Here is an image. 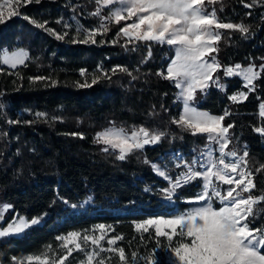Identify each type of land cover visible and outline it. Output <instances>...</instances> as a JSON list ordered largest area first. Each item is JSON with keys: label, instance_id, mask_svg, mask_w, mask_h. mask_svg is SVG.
<instances>
[{"label": "trees", "instance_id": "1", "mask_svg": "<svg viewBox=\"0 0 264 264\" xmlns=\"http://www.w3.org/2000/svg\"><path fill=\"white\" fill-rule=\"evenodd\" d=\"M249 4L252 7H246ZM206 5L209 11L215 7L219 22L243 24L249 31L213 25L221 39L215 44L217 51L208 57H215L220 67L212 72L206 88L196 89L193 106L225 116L222 124L232 125L228 135L249 153L247 169L254 173L253 194L258 196L264 191V169L255 170L264 165V136L255 129L264 127L259 114L264 70L254 90H248L238 76L225 77L223 70L253 61L264 65V0L254 4L253 0L207 4L206 0ZM98 7L95 0H18L15 14L0 22V56L17 49L28 53L25 63L16 68L0 62V204L10 206L0 230L16 218H40L22 234L0 241V264H28V256L44 252L47 246L53 249L52 258L66 255L57 237L93 233L101 224L109 238L120 237L115 245L124 248L127 264H132L133 252L138 259L154 248L157 260L169 257L164 251L168 239L157 237L153 228L138 230L136 222L181 214L203 190L201 178L177 189L173 199L178 209L172 211L161 192L169 181L152 166L175 179L185 170L183 164L200 157L209 144L207 134L193 135L173 123L180 117V89L157 73L166 76L174 48L117 35L128 21L117 25L114 20L108 23V31L101 29V34L93 36L96 43L80 42L99 28L101 16H108L109 6L102 8L101 16L93 15ZM32 20L47 23L40 28ZM65 33L64 39H57ZM36 76L45 79H30ZM217 78L228 82L225 90L212 84ZM241 91L247 93L245 100L230 99ZM113 125L129 132L145 127L166 136L120 160L119 149L108 146L105 152L106 145L95 142L98 132ZM197 168L202 170L199 164ZM253 211L250 227H264V201L254 205ZM178 239L174 237L173 244ZM84 258L82 251L74 250L64 264H79ZM100 258L105 264H125L118 252L105 251Z\"/></svg>", "mask_w": 264, "mask_h": 264}, {"label": "snow or ice", "instance_id": "2", "mask_svg": "<svg viewBox=\"0 0 264 264\" xmlns=\"http://www.w3.org/2000/svg\"><path fill=\"white\" fill-rule=\"evenodd\" d=\"M25 2H31V0H25ZM36 2L39 3V0ZM95 2L100 7L92 13L93 15L101 16V10L105 6H109V14L101 16L99 28L90 31L80 42L88 43L91 40L92 43H96L93 36L101 34V29L108 31V23L113 20L117 25L121 21L132 20L131 23H125L123 27H120L117 35L123 33L126 37L134 36L137 41H154L172 46L175 49V58L168 64L166 76L163 72L157 75L173 81L176 87L181 89L178 99L183 100L184 112L173 123L190 130L193 135L207 134V140L210 142L206 145V150L201 152L200 157L183 164L185 170L175 179L157 165H152L159 175L169 181V187L161 190L166 200L171 201L177 189L183 185L201 178L203 190L196 195L195 200L205 203L171 219L160 217L138 223L136 225L138 230L148 232L149 226H154L157 237L168 239L169 245L164 246V251L170 256H160L157 260L156 257L159 254L154 248L147 256L137 259V253L133 252L132 264H139L140 260H143L144 264H168L169 259L172 264H264V251H262L264 250V227H250L249 220L250 216H255L253 206L264 201V191L258 196L254 195L253 190L257 187L252 178L254 173L251 170H242V166L245 169L247 167L248 161L245 157L249 153L245 151L243 155H239L236 150L225 151L230 144L228 132L232 125L222 124L225 116H213L207 112L198 111L193 106L196 89L206 88L208 86L206 81L213 79L211 73L220 67L215 57L212 58V63L205 59L206 55L217 51L215 44L221 39L220 33L214 31L212 26L215 25L216 29H236L241 33H248L249 28L243 24L219 22L215 7L209 11L206 0H95ZM217 2L219 0H207V4ZM254 3L256 0H253ZM246 7H252V5L249 4ZM31 22L40 28L47 23L45 21L41 24L36 20ZM46 30L52 31V29ZM79 31L78 28L77 32ZM65 35L67 33L57 35V39H64ZM25 59H27V53L23 49L10 54L4 51L0 56V62L12 68L18 64H24ZM235 67L240 69L241 66L237 64ZM260 67L264 70V65ZM120 70L127 72L125 68ZM112 71L115 72L116 69ZM128 74L131 75L130 72ZM226 74L232 75L233 69L227 68ZM242 74L247 85H253V80L257 76L253 67L244 69ZM30 79L43 80L45 77L36 76ZM96 82V79H93L92 83ZM246 97L247 93H239L231 96L230 99L238 101ZM259 114L264 117V103L260 104ZM36 115L46 116V113H36ZM225 115L228 113L225 112ZM9 122L19 123V121ZM26 122L31 123V121ZM255 131L264 134V127L256 128ZM165 136L166 133L163 131H150L145 127L133 128L129 132L123 127L113 125L98 132L95 142L106 145L102 149L105 152L109 151L108 146L119 149L118 159L124 160L134 150L158 143ZM211 143L218 144V149H213ZM214 151L219 155L214 156ZM201 158L206 159L201 162ZM198 164L199 169L202 170H198ZM177 167L181 165L178 164ZM261 169H264V165L257 168L256 173H259ZM217 181L229 187L222 189ZM242 193L248 195L244 196ZM213 198H217L222 205L218 209L213 207ZM39 222L40 218L29 222L24 217H20L18 222L9 224L7 229L0 230V237L10 233H21L30 225H36ZM105 227L102 224L97 225V228L101 230L99 237L88 235L81 237L78 232H69L66 237H57V239L63 241L62 246L68 249V255H71L73 250L69 244H74L75 249L84 253L87 264H93L94 260L96 264H105L104 258L96 259L100 257L102 251L118 252L120 261L127 264L124 248L104 249L100 245V241L104 239ZM174 237L181 239L173 244ZM183 237L189 239L186 241ZM89 239L93 246L99 247V251L96 247L91 251L87 250L85 245ZM117 239L120 237L108 239L107 243L113 245ZM81 240L85 243H81ZM52 251V247L47 246L44 252L28 256L26 258L28 264H32L33 261L37 264H64L67 255L52 258L49 256ZM20 264H23V261ZM81 264L84 262L82 261Z\"/></svg>", "mask_w": 264, "mask_h": 264}, {"label": "rangeland", "instance_id": "3", "mask_svg": "<svg viewBox=\"0 0 264 264\" xmlns=\"http://www.w3.org/2000/svg\"><path fill=\"white\" fill-rule=\"evenodd\" d=\"M17 1L18 0H1L0 1V20H4V19H7L8 17H10V16H12L13 14V12L15 13V3H17ZM133 19H135V18H133ZM132 22V20H129L128 21V23H131ZM213 27V26H212ZM214 30V29H213ZM130 38V37H129ZM131 38H135L134 36L133 37H131ZM18 50H20V49H17V50H14V51H7L9 54L10 53H12V52H16V51H18ZM24 50V49H23ZM175 50V49H174ZM26 53H27V51L26 50H24ZM3 55V54H2ZM27 58H28V53H27ZM174 58H175V56H174ZM173 58V59H174ZM205 59L209 62V63H212V59L211 58H209L208 57V55H206L205 56ZM27 59H25V61H26ZM216 61H217V59H215ZM218 62V61H217ZM219 63V62H218ZM5 66H7V67H9V68H12L10 65H8V64H4ZM20 65H22V64H18L16 67H18V66H20ZM262 65V63H259V62H255V61H253V62H251L248 66H246V67H243V66H241L240 67V69H237L235 66L236 65H231V66H227V67H225V69L223 70V75L225 76V77H234V76H238L240 79H242V81H243V84L248 88V90H254L255 89V86H256V84H255V80L260 76V74H261V71H262V69H261V66ZM250 66H252L253 67V71L254 72H256L257 73V76L255 77V79L253 80V85H254V87H253V85H247V81L244 79V75L242 74L243 73V70L244 69H247L248 67H250ZM15 67V68H16ZM227 68H232L233 69V74L232 75H228V74H226V69ZM212 74V73H211ZM208 81H206V83H207ZM212 84L215 86V87H217V88H220V89H222V90H225L226 88H227V85H228V82L226 81H224V80H222L221 78H217V79H215V80H213L212 81ZM222 86V87H221ZM180 89V88H179ZM180 92H181V89H180ZM179 92V93H180ZM239 93H245L244 91H241V92H239ZM238 93V94H239ZM180 100V102H181V112H180V116L183 114V112H184V105H183V100L182 99H179ZM242 100H245V98H242V99H239L238 101H242ZM262 103H264V102H262ZM261 103V104H262ZM195 107V106H194ZM198 111H201V112H207V113H209L210 115H213V116H217V115H214V114H211L210 112H208V111H206V110H201V109H199V108H197V107H195ZM210 143V142H209ZM156 144V143H155ZM152 145H154V144H152ZM245 145L244 144H242V143H239V141L237 140V139H230V144H229V147H228V149H225V151H229V150H236L237 151V153L239 154V155H243V153L246 151V149H245V147H244ZM110 147V146H109ZM211 147L213 148V149H218V147H219V145L218 144H215V143H211ZM213 155L214 156H216V155H219V153L218 152H216V151H214V153H213ZM206 158H201V162H204V160H205ZM229 159H231V158H229ZM246 159V158H245ZM242 170H248L247 169V167H246V169L242 166ZM233 175H235V174H233ZM217 183H220V182H218L217 181ZM234 186V185H233ZM220 187L222 188V189H226L227 187H229V185H223L222 183H220ZM242 195H244V196H246V193H242ZM163 200L164 201H166L171 207H172V211H177V209H178V207H177V205H176V203H175V201H174V199H172L171 201H169V200H166L165 198H163ZM191 202H193L194 203V205L190 208V209H187L185 212H183V213H186V212H189V211H191V209H193V208H195V207H200V206H202L205 202L204 201H196L195 199H192V200H190ZM212 203H213V207L214 208H216V209H218L220 206H222L221 205V203H220V201L217 199V198H213V201H212ZM5 206H7V207H5ZM10 209V206L9 205H2L1 206V204H0V221L1 222H3L4 221V219L6 218V213H7V211ZM183 213H181V214H183ZM181 214H178V215H181ZM175 216H177V215H173V216H169V217H164L165 219H171V218H173V217H175ZM158 218H160V217H157V218H152L153 220H155V219H158ZM26 219V218H25ZM27 220V219H26ZM147 220H149V219H147ZM19 221V218H16V219H14L12 222H10V224H14L15 222H18ZM29 222L31 221V220H28ZM145 221V220H144ZM143 221H140V222H136V225L138 224V223H142ZM30 226H32V225H30ZM29 226V227H30ZM28 227V228H29ZM8 228V226H6L5 228H2L1 230H4V229H7ZM150 228H153V229H155V227L154 226H149V229ZM26 230V229H25ZM24 230V231H25ZM166 231H170L169 229H165ZM23 231V232H24ZM140 231H143V230H140ZM23 232H21V233H10L9 235H7V236H5V237H0V241L2 240V239H4V238H6V237H9V236H14V235H20V234H22ZM81 234V233H80ZM103 234H104V239L103 240H101L100 241V245L101 246H103V248L104 249H111V248H117L116 247V245L115 244H113V245H109L108 243H107V241H108V239H112V238H109V236H108V230L105 228L104 229V231H103ZM84 235H88L89 237H93V236H96V237H99L100 235H101V230L99 229V228H97L93 233H89V234H81V237H83ZM67 235H65V236H62V237H66ZM183 239L184 240H188L189 238H187V237H183ZM81 243H85V242H83L82 240L80 241ZM62 244H63V241L61 240V246H62ZM86 248H87V250L88 251H91L94 247H96L97 248V251H99V247L98 246H93L92 245V243H91V239H89L87 242H86ZM69 247H71L73 250H72V252L74 251V250H77V249H75V247H74V244H69ZM62 249H63V251L64 252H66L67 254L66 255H68V249L67 248H65V247H63L62 246ZM105 251H102L101 253H100V257L103 255V253H104ZM168 256H170V254L168 253ZM100 257H97L96 259H99ZM171 260V259H170ZM26 261H27V259H26ZM20 262L21 261H17V264H20ZM28 262V261H27ZM36 262V261H35ZM82 262V261H81ZM81 262L79 263V264H81ZM83 262H84V264H87V262H86V257L84 258V260H83ZM172 262V261H171ZM93 264H96V260H94L93 261Z\"/></svg>", "mask_w": 264, "mask_h": 264}, {"label": "water", "instance_id": "4", "mask_svg": "<svg viewBox=\"0 0 264 264\" xmlns=\"http://www.w3.org/2000/svg\"><path fill=\"white\" fill-rule=\"evenodd\" d=\"M257 134L261 135V136H264V134H261L259 132L256 131ZM149 145V144H148ZM148 145H145V146H148Z\"/></svg>", "mask_w": 264, "mask_h": 264}]
</instances>
